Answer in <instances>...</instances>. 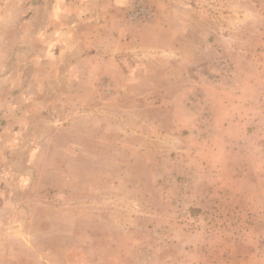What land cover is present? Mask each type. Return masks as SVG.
Instances as JSON below:
<instances>
[{
  "label": "rangeland",
  "instance_id": "1",
  "mask_svg": "<svg viewBox=\"0 0 264 264\" xmlns=\"http://www.w3.org/2000/svg\"><path fill=\"white\" fill-rule=\"evenodd\" d=\"M32 1L0 0V264H264V0H117L120 44Z\"/></svg>",
  "mask_w": 264,
  "mask_h": 264
},
{
  "label": "crops",
  "instance_id": "2",
  "mask_svg": "<svg viewBox=\"0 0 264 264\" xmlns=\"http://www.w3.org/2000/svg\"><path fill=\"white\" fill-rule=\"evenodd\" d=\"M32 1V0H30ZM107 1L109 3H107ZM117 0H39L38 4L31 2L27 7V11L31 14V20L36 17L34 15L36 12L41 11V24L44 25L41 28V35L47 36L49 33V28L54 26V34L56 39L63 38L65 41L75 42L79 41L80 37H85L91 35L92 32H96L98 35L96 42H107L110 44H120L119 37L114 36L112 33H98V29H106L109 25L113 16V11H117ZM96 23H94L95 19ZM54 21V22H53ZM102 21V22H101ZM91 24V30H88ZM53 34V35H54ZM158 58L163 57V53H158ZM166 54V53H164ZM160 62V61H159ZM158 79L161 80L159 76L160 68L157 67ZM194 85L197 83H164L158 82L156 84L155 90L158 91H181L177 94V98L183 95H189L193 91ZM188 125V124H187ZM182 129H187L183 127Z\"/></svg>",
  "mask_w": 264,
  "mask_h": 264
}]
</instances>
